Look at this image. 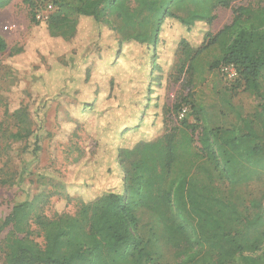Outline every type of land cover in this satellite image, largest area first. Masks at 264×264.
Returning <instances> with one entry per match:
<instances>
[{"label":"trees","instance_id":"1","mask_svg":"<svg viewBox=\"0 0 264 264\" xmlns=\"http://www.w3.org/2000/svg\"><path fill=\"white\" fill-rule=\"evenodd\" d=\"M236 1L87 0L77 15L111 26L119 42L153 45L162 53L158 35L166 20L175 19L188 34L198 23L210 25L215 10L228 9ZM22 2L39 23L35 19L37 1ZM53 4V12L43 22L48 35L71 39L78 18L59 14L58 1ZM232 13L231 23L216 35L205 32L202 45L181 36L171 77L178 80L203 50L219 44L221 57L212 66L235 68L234 81L260 99L254 116L240 118L239 125L231 129L208 128L188 123L186 118L170 124L171 113L183 105L163 107L159 137L116 146L120 170L113 189H92L88 201L63 191L64 207L75 203L73 214L45 215L39 208L40 196L14 205L3 222L12 229L5 264H149L134 231L138 210L156 218L162 242L174 252L175 264H228L237 257L244 264H260L259 259L244 254L263 248L264 192L253 196L242 210L238 186L264 173V6H239ZM5 50L0 37V53ZM20 52L19 48L11 50L9 58ZM12 116L23 124L19 111ZM36 118L34 131L25 128L13 136L26 141L34 157L40 150L42 125L37 114Z\"/></svg>","mask_w":264,"mask_h":264},{"label":"rangeland","instance_id":"2","mask_svg":"<svg viewBox=\"0 0 264 264\" xmlns=\"http://www.w3.org/2000/svg\"><path fill=\"white\" fill-rule=\"evenodd\" d=\"M57 1L59 14L78 18L71 39L50 37L45 23L34 22L22 0H0V37L6 44L0 53V264H5L6 242L12 237L11 226L3 222L14 205L40 196L39 208L45 215L73 214L75 203L64 207L63 191L88 201L92 189H113L120 170L116 146L159 137L163 107L183 105L188 123L223 129L238 126L240 118H252L259 110L258 97L227 80L221 66H212L221 57L219 44L203 50L178 80L171 75L182 35L202 45L206 31L216 35L231 23L234 8L264 6V0H238L228 9H217L210 25L198 23L188 34L175 19L166 20L158 35L162 53L153 45L119 42L111 26L78 16L87 0ZM16 48L21 52L9 58ZM17 111L23 124L12 116ZM36 114L42 125L40 150L34 157L26 141L13 136L25 128L34 131ZM177 114L171 113L170 124L181 121ZM238 190L245 210L253 196L264 192V173ZM135 215L134 231L149 264H175L156 218L145 210ZM262 246L261 251L244 255L264 264ZM228 264H244V259L237 257Z\"/></svg>","mask_w":264,"mask_h":264},{"label":"built area","instance_id":"3","mask_svg":"<svg viewBox=\"0 0 264 264\" xmlns=\"http://www.w3.org/2000/svg\"><path fill=\"white\" fill-rule=\"evenodd\" d=\"M37 8L35 10V19L38 22H46L54 10L53 0H36ZM221 73L225 76V78L229 81L235 80L237 77V73L235 68L232 65H221ZM187 113L186 108H181L177 114V119H184Z\"/></svg>","mask_w":264,"mask_h":264}]
</instances>
